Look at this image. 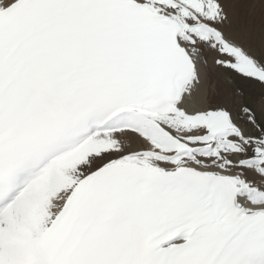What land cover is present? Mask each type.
I'll return each mask as SVG.
<instances>
[{"label": "snow or ice", "instance_id": "6c2138e0", "mask_svg": "<svg viewBox=\"0 0 264 264\" xmlns=\"http://www.w3.org/2000/svg\"><path fill=\"white\" fill-rule=\"evenodd\" d=\"M0 264H264V0H0Z\"/></svg>", "mask_w": 264, "mask_h": 264}]
</instances>
